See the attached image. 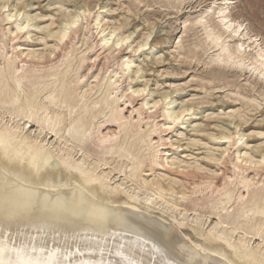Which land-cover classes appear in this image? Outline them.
<instances>
[{"label": "bare ground", "instance_id": "1", "mask_svg": "<svg viewBox=\"0 0 264 264\" xmlns=\"http://www.w3.org/2000/svg\"><path fill=\"white\" fill-rule=\"evenodd\" d=\"M159 1L161 3L162 0ZM182 1L183 0H167L165 5H172L173 7L176 4H181ZM18 2H20V0H18ZM234 2L233 0H211L207 2L204 9H202L194 19L192 18V23L197 25L201 23V21L203 22L202 19L204 18L205 20V16L209 13L213 14L214 18L212 19H216L215 23L212 22L211 24L210 20H208L203 24V42L215 51V53L211 54L209 57V63H223L226 64V66L236 65V68L237 66H245V68H248L249 72L256 73L258 77L262 76L264 78V59H262V57H264V46L257 41L256 37H252L249 34V31L243 26V23L232 17L231 10ZM162 5H164V3ZM197 5L200 4L198 3ZM209 6L213 7L210 8ZM5 7L6 5L3 3L1 8ZM89 9L92 10L91 8ZM89 9L78 8V12L65 13L67 15H63L64 22H60V24H58V22L57 25L55 24L56 27L58 26V29L53 32V36L55 37L54 44L51 42L53 45L45 52H41L38 55L30 48L31 50L25 52V55L22 57H26V59L27 57L33 58L35 56H38L37 59L51 57L59 43L63 40H68L67 34L71 27L77 23L86 12L92 14ZM12 13L19 16L23 14V11L18 8ZM12 13L7 12V14L5 13V17H2L6 20V22L2 21L3 24L10 25L15 23V30L8 31L12 34L15 33V36L22 34V37L25 33L28 35L27 30L25 32H19L17 28L22 27L24 23L31 25L29 23L30 19L25 17L21 22H17L18 18L14 21H9L8 16ZM98 14L99 13H97V15ZM98 19L96 16L95 21ZM100 22L102 21L100 20ZM110 22L112 23V21ZM116 23H118V21H116ZM97 24L99 26V31L97 30L99 34L98 41L101 45V48L98 50L103 49L105 46L112 45L116 48H120L134 34V32L132 34L122 33L118 36L115 34L118 29L117 27H108V24L105 22L101 25H99V22ZM184 26L186 28L188 27V25ZM40 27L42 28L41 25ZM45 28H43L44 31ZM31 31L30 34H32ZM6 35L8 34L6 33ZM115 35L118 37L114 40ZM148 36L143 39L140 38L141 40L138 42L136 41V45L131 48L132 52L136 53L143 50L148 45ZM235 37L237 38L235 39ZM23 38H25V36ZM12 39L14 38L12 37ZM20 42L14 44V47L12 46L15 51H18L17 49L20 47ZM180 42L182 43V41ZM12 44L13 43L10 45ZM83 44L86 43L83 41ZM81 46L83 47V45ZM85 46L86 45H84V47ZM2 48L4 49L5 46ZM69 49L71 50V47ZM250 49L252 51H249ZM12 50H10V52ZM1 53L0 141H2V143H0V239H3L5 234H7L14 238L18 245L20 242H26L28 244V249L21 257L22 259H27L29 254H31L32 258L39 257L42 260H50L51 264H130L131 261H135L136 264H167L169 261H171L172 264H264V186L258 184L259 186L257 185L256 188L251 187L253 183L250 182V179L252 178H250L249 175H244L242 172L244 167L241 168L242 164L239 165V163L244 161L245 165L248 164L245 170L252 172L254 169L251 170L250 167L253 166L255 168V166L260 165L261 162L264 161V154H261L257 158H253L254 156L247 152L244 147H236V152L233 150L236 154V157H234L236 160L233 163V167L229 165L231 170L233 168V174L229 172L233 176H236L235 178L238 179L237 184H239V186L242 184L244 188H242L243 194L240 195V188V194L238 193L239 195L237 197V194L234 196V186H232V182L235 180L229 176V180L231 178L233 179L231 185L227 188H225V186L221 193L219 189L223 186L217 188L219 191L218 193H220L218 197H216L217 199H214L215 201L211 203L209 211H202L203 208L201 212L198 210L201 205L199 204L200 206L197 208V204L194 202L196 199V197H194L197 194L196 192H194L195 195L192 193L195 199L193 198V201L190 200L192 201L190 204H186L187 198L185 199V204H183L179 202L180 200L177 201V198L173 197L174 195L171 196L170 194L169 196L167 193V191L171 193L176 191L182 196L185 193L191 194V191H193L191 185L193 183L190 184L189 181L183 177L184 175H190V171L192 170L189 171V168L187 170L189 173L182 172L178 174V176L184 178V180L166 177L165 174L158 172L152 174L150 178H148L149 176L144 178L143 175H141L143 171L155 172L166 170L168 168V164L167 168L165 167L166 163L170 165L176 164L175 158H168V153L170 151L165 145L171 130L167 129L166 131L164 130V133L161 132L163 137L156 136L158 130L162 126H165V122L162 124H150L146 120L144 122V118H140V116L137 115L140 110L144 109L145 105L147 106V103L144 102L145 100L143 101L144 97L139 98L141 101L140 106L135 107L132 105L133 96L141 92L143 93L147 84H145L146 86L143 88L135 89L132 87L135 90H132L130 93L124 90L117 94L119 85L117 81L119 79L114 78L116 75L118 76V72H113V74H103L100 80L98 79L95 86L89 85L84 88V85H78L80 82L79 76L76 75L74 79H71V73L75 72L82 62L85 61L83 59H76L74 57L67 62L64 61L65 63L63 62L62 68L55 69L53 65L54 68L52 71H42V69H40L43 73L37 75L35 72L36 70H33V66H31L32 70L22 69L24 63H26L24 60L19 59L21 65L18 64L19 60L13 58L12 55L8 56L6 52ZM21 53L19 52V54ZM67 53L68 52L65 54ZM81 53L79 55H81ZM59 54H63V52ZM36 57L33 60L34 62ZM54 57H56V55ZM194 57H196V55ZM132 58L130 59L127 57L123 59L118 68L122 69V71L130 69ZM53 59L54 58H52V60ZM28 60L30 61L31 59ZM36 62L34 64H36ZM46 62H48V60ZM52 62L53 61H51V63ZM27 63L26 65H28ZM54 64H57V62ZM223 64L221 65L222 67ZM47 66L49 67V65ZM34 67L37 69V66ZM239 69H241V67ZM115 70L118 69L115 68ZM218 71H220V69H218ZM217 73L219 74V72ZM99 74L101 73H98V75ZM242 74H244V72L239 75ZM93 76L97 78L95 72ZM128 78L130 79V77ZM216 78H213V80ZM213 80H211V82ZM235 80H237V78ZM236 84L234 83V86ZM230 85L232 87V84ZM128 89H130V87ZM226 89L228 88L226 87ZM165 94H161L159 99H152L154 101L148 108H155L160 101L164 100L166 107L164 108V112H162L163 118H160L161 116L159 115V121L170 120L165 126L166 128H170L173 124L183 123L185 116L191 114L190 111L192 108H190V106L186 107L181 105L176 110L171 109L172 107L170 105L174 99L172 100L171 97ZM238 95L236 96L238 97ZM124 96L127 97V100L123 99ZM134 97L136 99L137 96ZM246 99H248V96L245 98V101L248 102ZM262 99H264V97L261 98V100ZM125 104L126 107H131L130 110L127 108L129 110L128 114L123 113V105ZM253 106L255 107L256 105ZM257 107H259V105ZM249 108L252 107L249 106ZM127 109L125 110L127 111ZM150 109L148 111H150ZM134 111L137 113L136 116H131ZM232 111L230 112L233 114ZM240 118H242V116ZM142 123L147 127L146 130L143 129L144 125L142 126ZM111 127L114 130L113 133H111ZM158 133H160V131ZM234 136L237 141L233 144L236 146V144L243 139L242 134L238 131L234 133L229 131L227 133L223 132L218 138L229 141L232 140ZM154 137H158V140ZM195 143L198 144L197 142ZM194 145L195 144H191V146ZM199 145L202 144L199 143ZM169 147H171V145ZM224 152L225 149L220 153L218 152L219 155L216 158L218 161L224 158ZM195 164L198 165V163ZM144 167H147V169ZM178 168L177 170H179ZM197 169L199 170V168ZM195 172L194 170V173ZM197 172L196 174H198ZM208 173L210 174V172ZM210 175L212 176V173ZM259 175L260 173L258 177L261 176ZM197 176L199 178L200 174ZM221 177H224V175ZM202 178L201 176V182H203ZM225 178L227 177H224V180H226ZM213 179H215V176ZM255 181L257 184L258 180H256V178ZM210 182L213 183L214 180ZM227 182L230 183V181ZM259 183L261 184V182ZM202 184H204V182ZM202 184L201 186H203ZM209 187L212 186L210 185ZM202 193H200V195ZM183 198H185V196ZM208 198L210 199V197ZM210 201L212 202V200ZM205 205L207 206L208 204ZM205 205L203 202L202 206ZM211 215L216 217V219H213L214 221L210 220ZM185 226L190 227L193 233L196 232V236L202 237V241L193 240L190 236V238L187 237V233L181 234V228ZM33 245L37 249L44 248L45 251L42 254L39 252L30 253V249ZM5 258L7 259L8 256L6 255ZM11 258L17 259L15 254H11Z\"/></svg>", "mask_w": 264, "mask_h": 264}, {"label": "rangeland", "instance_id": "2", "mask_svg": "<svg viewBox=\"0 0 264 264\" xmlns=\"http://www.w3.org/2000/svg\"><path fill=\"white\" fill-rule=\"evenodd\" d=\"M183 1L181 2V4L179 3V4H176L175 6L172 7V5L171 6L165 5L167 0H162L161 3L159 0H20V2H18V0H16V2H15V0H7V1L0 0V17H1L0 18V29L2 30V32L0 30V49L5 46L4 49L3 48L1 49L0 54H2L1 52H3V53L6 52V54L8 56L12 55L13 58H15V59L17 58L16 60H19V59L24 60V62H26V63L28 61V63H27L28 65H26V63H24L25 66L23 65L22 69L25 68L24 70H32L31 66H33V70H36L35 72L37 73V75L42 74L43 73L42 71H45V70L46 71L47 70L52 71L54 67H55V69L62 68L63 67L62 64L64 61L67 62L69 59L71 60L74 57L76 59H83L85 61L82 62V64L79 66V68L75 72L71 73V79H74L76 75L79 76L80 82L78 83V85H80V86L84 85V88L88 87L89 85L95 86V84H97V82H98V79L100 80V78L103 76V74L108 75L110 73L113 74V72H118L117 73L118 76L116 75V77L114 78V79H119L117 81V83H119L117 94H119L121 91H124V90L127 91L128 93H130V92H132V90H135L136 88H143L146 86L145 84H147V86L145 87V90H144L145 92L143 91V93L141 92L139 94H135V95L133 94L134 96H137V97L135 99V97L133 96L134 99L132 100L133 101L132 105L137 107V106H140V103H141L139 98L144 97L143 101L145 100L144 102L147 103V106L146 105H145L146 107L144 106V109H143L144 111L140 110L141 113L139 112V114H137L134 111L135 113L133 112L131 116H133V115L136 116V114H137L140 116V118H144V122L146 120L150 124H155V123L162 124L165 122V126H166L167 125L166 123L170 122V120L159 121L160 118H163L162 112H164V108L166 107L164 100L160 101L155 108H152V109L148 108L150 106V104L156 98L159 99L160 95L165 94V92H166L165 95L171 97L172 100L174 99L172 101V104H173V106L174 105L175 106L173 107L171 104L170 105L172 107L171 109L176 110L181 105H184L186 107L190 106V108H192L190 111L192 116H191V114H189L190 116L186 115L185 119L183 120V123L173 124L170 126L171 129L166 128L165 126H162L158 130V132L160 131V133H158V132L156 133V136L163 137L161 132L164 133L167 129L171 130V133L168 135L169 139L167 138L165 145L168 147V149L170 151V152L168 151L169 152L168 158H171V157L175 158L176 164L170 165L169 163H166L165 164L166 168H167V164H168V168L167 169L165 168L166 170H159V171H155V172L152 171L153 173L151 171H149V172L143 171L141 173V175H143L144 178H146L148 176H149L148 178H150L152 176V174H155L158 172L161 174H165L166 177L168 176L170 178L183 179V180H184V178H186L190 184L193 183L191 185L193 191H191L190 195H189V193H185L186 195L184 194L182 196L179 193H177L176 191H174V193H176V194L167 191L168 195L169 196H170V194H171V196L174 195L173 197L177 198V201L180 200L179 202L183 203V204H185L186 200H187L186 204H190L193 201L192 199L194 197H196V199L194 198L195 199L194 202L197 204V208L201 205L200 206L201 209L199 208L198 210L201 211L204 208L202 211H209L211 203H213L215 201L214 199H217L216 197H218V195L221 193V191L223 192V189L225 186H226L225 188H227L231 185V181H233V179L235 180L234 182H232V186H234V196L237 194L236 195V197H237L240 193H241L240 195L243 194L244 188L242 187V184H240V186H239V184H237L238 179L235 178L236 176L232 175L233 174V168H232L233 163L236 160V159H234V157H236L235 148L236 147H244L247 152L251 153L254 156L253 158H257L261 154H264V99L261 100V98L264 97V80H263L264 78L262 76L258 77V75L256 73L249 72L248 68L247 67L245 68V66L244 67L243 66H237V68H236V65H233V66L227 65L226 66V64L222 63L223 64V67H222L221 63H220L221 65L219 63H214V62H213L214 64L209 63L208 59L211 56V54L215 53V51L213 48H209V46L203 42L204 41L203 24H204V22L206 23V21H208V20H210L211 24H212V22L215 23L216 19H212V18H214L213 14L209 13L207 15L208 17L205 16V20H204V18L202 19L203 22L201 21V23L197 24L198 26L200 25L199 27L192 22H193V19L202 11V9H204L207 2H209L211 0H183ZM233 1H235V2L232 5L233 6V8L231 10L232 11L231 12L232 17L236 18L238 21L243 23L244 24L243 26H245L247 28V30L249 31V34L252 37L253 36L256 37L257 41L260 44H262V46H264V0H233ZM3 3L6 5L7 8L10 9L9 12H11V13L14 12L15 9H18V8H20L23 11V14H24L23 16L21 14L19 16L18 15L16 16V19L18 18L17 22L23 21L25 17L30 19L29 23L31 25L29 26V30H27L28 35H27V33L24 34L25 38H23L24 36L21 37L22 34L15 36L11 32H9L10 30L11 31L15 30V27H14L15 23H12L14 25L10 24L11 26L6 25L5 23L3 24V22H6V20H4L3 18L7 14V12L2 10L4 8H1V5ZM163 3H164V5H162ZM198 3L200 5H197ZM77 4L80 6H78ZM13 5H15V6H13ZM65 8L66 9L68 8V9L66 10ZM78 8H80V9L91 8L93 11L90 9L89 10L92 12V14L93 13L94 14L92 15V14H88L86 12L85 15H83L81 17V19H79V21L71 27V29H73V30H71V29L69 30V32L67 34L68 40H63L62 41L63 43L60 42L57 49L55 50L54 53H55L56 57H54L55 56L54 53L51 55V57L49 56V57H44V58H40V59H37L38 56L37 57L35 56L36 57L35 62L37 61L36 64H34L35 62L33 61L35 57H33V58L27 57V59H26V57H22L25 55V52H27L28 50H31V49H32V51H34L36 53V55H38L41 52H45L46 50H48L51 47V45H53L55 42V37L53 36V32H55L54 30L58 29V26L56 27L57 23L58 22H59L58 24H60V22L63 23L64 22V16L69 14V13H72V12L73 13L78 12L79 11ZM65 13H67V14H65ZM97 13H99L101 16L99 14L97 15ZM1 15H3V16H1ZM27 15H29L30 17ZM96 16H97V19L99 18L97 21H95ZM209 16H211V17H209ZM31 17H33V18H31ZM100 20L102 22H100ZM110 21H112V23ZM116 21H118V23H116ZM98 22H99V25L104 24V22H105L108 24L107 25L108 27H112V26L117 27L118 29H117L115 34L118 36L121 35L122 33H125V34L131 33L132 34L134 32V34L120 48L119 47L116 48L114 45H112V46H105L103 49L98 50L99 48H101L100 42L98 41V39H99V36H98L99 35L98 34L99 26L97 24ZM85 23L87 24L88 27L86 26ZM40 25L42 26V28L40 27ZM184 25H188V27H187L188 29ZM31 26H33V27H31ZM38 26L40 29L38 28ZM4 27H5V29H4ZM43 28H45V31L43 30ZM51 30H52V32H51ZM30 31L32 34H30ZM128 31H130V32H128ZM183 31H185V32H183ZM5 32L8 35H6ZM3 33H5V34H3ZM10 34H11V36H10ZM83 34H84V36H83ZM38 35H40V36H38ZM116 35H115L116 38L114 37V40L117 39V37H118ZM73 36H76V37H73ZM146 36L149 37L148 38V45L141 51H138L136 53L132 52L131 48L134 47L138 41H140L141 39H143ZM12 37L14 39H12ZM10 38H11L12 42L10 41ZM236 38L237 37H235V39ZM65 39H67V38H65ZM200 39H202V40H200ZM69 40H70V42H69ZM83 41L86 44H83ZM180 41H182V43ZM17 42H20L21 48L18 47V49H17L18 51H15L13 47L15 46L14 44H16ZM11 43H13V44L10 45ZM69 43H71V44H69ZM230 43H232V42H230ZM46 45H50V46H46ZM81 45H83V47ZM84 45H86V46L84 47ZM70 47H71V50L69 49ZM194 47H197V48H194ZM206 48H208V49H206ZM10 50H12V51L10 52ZM41 50H43V51H41ZM89 50H93V51H89ZM65 51L68 52L67 53L68 56H67V54H65L66 53ZM249 51H252V50L250 49ZM12 52L13 53L15 52V53L13 54ZM17 52H18V54H17ZM19 52L20 53L22 52V53L19 54ZM62 52H63V54H59ZM202 52H204V53H202ZM80 53H81V55H79ZM209 53H210V55H209ZM17 55H18V57H17ZM60 55L65 56V57H62ZM195 55H196V57H194ZM109 57H111V58H109ZM124 57L125 58L129 57L130 59L132 57L133 58H132V64L130 65V69L122 71V69L118 68V66L120 65L121 61L123 59H125ZM52 58H54V59L52 60ZM0 59H1V55H0ZM28 59H31V60L29 61ZM20 60H19L18 64H21ZM47 60H48V62H46ZM0 61L2 62V60H0ZM51 61H53V62L51 63ZM1 62H0V64H1ZM30 62L32 65L30 64ZM56 62H57V64H54ZM134 63L136 66L134 65ZM40 64H41V66H40ZM47 65H49V67ZM53 65H54V67H53ZM55 65H57V66L62 65V66L57 67ZM26 66H28V67H26ZM34 66H37V69ZM224 66L227 68H225ZM234 66H235V69H234ZM238 67L239 68L241 67V69L243 68L244 70L242 69V71H241V69H239ZM115 68L118 70H115ZM40 69H42V71ZM218 69H220V71H218ZM238 70H240V71H238ZM94 72L96 73L97 78H95V76H93ZM217 72H219V74ZM239 72L240 73L244 72V74L239 75L240 74ZM90 73H92V74H90ZM98 73H101V74H99L100 76L98 75ZM251 73H252V76H251ZM80 74L83 75L84 77L81 76ZM216 76H217V78H216ZM119 77L121 78V80ZM128 77H130V79ZM90 78L91 79L93 78L92 81ZM213 78H216V79L213 80ZM218 78H219V80H218ZM228 78L231 80H229ZM236 78H237V80H235ZM260 78H261V81H260ZM210 79L213 81L211 82ZM94 80H97V81H94ZM92 82H94V83H92ZM236 82H237V84H236ZM83 83H85V84H83ZM234 83L236 84L235 86H234ZM225 84H226V86H225ZM230 84H232V87ZM127 87L128 88L130 87V89H128ZM132 87H134L135 89ZM226 87L228 89H226ZM233 87H234V89H233ZM240 87L242 90L240 89ZM126 88H127V90H126ZM146 89H148V90H146ZM230 89H232V90H230ZM162 92H164V93H162ZM238 92L241 94H239ZM262 92H263V94H262ZM172 93H173V95H172ZM236 95H238V97L240 96L239 97L240 99ZM173 96H174V98H173ZM247 96H248V99H246V100H248V102L245 101V98H247ZM253 97H255V98H253ZM236 98H238V99H236ZM123 99L127 100V97L124 96ZM152 99H154V100H152ZM240 100H242V101H240ZM253 101H255V102H253ZM242 102H244V103H242ZM121 103H122V101H121ZM253 105H256V106L254 107ZM258 105H259V107H257ZM123 106H124L123 113L128 114L129 113L128 111L130 110L131 107H129V108L126 107V104ZM249 106H251L252 108H249ZM246 108H247V110H246ZM125 109H127V111ZM149 109H150V111H148ZM231 109L234 111H232ZM145 110L148 112H146ZM252 110H254V111H252ZM230 111H232L233 114ZM236 111H237V113H236ZM127 114H125V115H127ZM159 115L161 116L160 118H159ZM234 115H235V117H234ZM241 116H242V118H240ZM247 118H248V120H247ZM156 121H158V122H156ZM186 122H187V124H186ZM141 125L142 126L144 125L143 129H145V130L147 129V127L145 126L144 123H142ZM193 126H195V127H193ZM215 126H216V128H215ZM196 127H197V129H196ZM113 131L114 130L111 127V133H113ZM228 131L233 132V133L238 131L240 134H242L243 139H241L240 142H238L235 146L234 144L237 141L236 135H235L236 137L234 136L232 138V140H229V141L218 138V137H220L221 133H223V132L227 133ZM198 132H200V133H198ZM204 134H208L209 136L204 135ZM211 135H213V136H211ZM154 138L156 140H158V137L157 138L154 137ZM190 141H191V143H190ZM192 141H193V143H192ZM194 141L197 142L198 144H196ZM241 141H243V142H241ZM161 143H162V141H161ZM199 143L202 145H199ZM203 143H205V144H203ZM226 143H229V144H226ZM231 143H232V145H231ZM242 143H245V144H242ZM191 144L192 145L195 144V145L191 146ZM170 145H171V147H169ZM204 145H206V146H204ZM221 145H223V146H221ZM254 146H255V148H254ZM225 147H227V148H225ZM256 148H258V149H256ZM224 149H225L224 156H223L224 158H222L220 161H218L216 158L218 157L219 153L221 151H223ZM169 154L170 155L172 154V155L170 156ZM175 155H177V156H175ZM211 156L214 158H212ZM184 160H185V162H184ZM227 161H229V162H227ZM165 162H166V159H165ZM195 163H198V165ZM192 164L195 166H193ZM241 164H242L241 168L244 167V170H242L243 174L249 175V177L253 179V180L250 179V182L253 183V185L250 183L251 187L256 188L258 184L260 186H262V185L264 186V182H263L264 181V178H263L264 177V165H263L264 163H261L260 165L255 166V168L257 170L253 166H252L253 168L250 167L251 170L254 169V171L252 170V172H248V170H245V167H246V165L248 167V164L245 165L244 161L239 163V165H241ZM175 165L176 166L179 165L178 167H180V168L176 167ZM181 165H183V166H181ZM217 165H219V166H217ZM223 165H224V167H223ZM229 165L232 166L231 167L232 170L229 168L230 167ZM196 166H197V168H199L200 171L196 168ZM261 166H263V167H261ZM177 168L179 170H177ZM188 168H189V171L192 170L193 172L190 171L189 176L184 175L183 176L184 178H182V177L180 178V176H178V174L182 173V172H188L187 171ZM224 168H225V170H224ZM145 169H147V167ZM173 169H174V171H173ZM213 169H214V171H213ZM180 170H183V171H180ZM194 170L196 172L199 171V172H197L198 174H200L199 178L197 176L198 174H196V172L194 173ZM236 170H238V169H236ZM244 171H245V173H244ZM262 171H263V173H262ZM147 172H148V174H147ZM206 172L207 173L210 172V174L212 173V176L209 173L207 174ZM259 173L261 175V176L259 175L261 178L258 177ZM203 174H205V175H203ZM222 175H224V177H227V178H225L226 180H224V177H221ZM250 175H252V176H250ZM201 176L204 178V179L202 178V180H203L205 185L202 184L203 182H201ZM208 176L212 179H210ZM214 176H215L216 180L213 179ZM229 176L232 177L233 179L231 178L232 180L231 179L229 180L228 179ZM255 178H256V180H258L257 184L255 181ZM204 180H207V181H204ZM212 180H214L213 183L210 182ZM236 180H237V182H236ZM227 181H230V183ZM259 182H261V184ZM201 184L203 186H201ZM219 184H221V185H219ZM210 185L213 188L209 187ZM213 185H215V186H213ZM254 185H255V187H254ZM198 186L199 187L201 186L200 189ZM220 186H223V187L220 188ZM196 187H198V188L195 189ZM217 188L221 189V190L219 189L220 193H218L219 191ZM239 189H240V193H239ZM198 190H199V192H198ZM212 191H213V193L215 192L214 193L215 195L212 193ZM194 192L197 193L196 194L197 196L195 195ZM192 193H194L195 196ZM200 193H202V194L200 195ZM216 193H218V194H216ZM210 194H212L215 197H213ZM175 195H177V196H175ZM202 195H204V196H202ZM179 196H181V197H179ZM184 196H185V198H183ZM188 196H189V200H188ZM202 197L205 198L206 200L203 199ZM208 197H210V199ZM180 198H182L183 200ZM190 200H192V201H190ZM196 200H198V201H196ZM199 200H201L202 202ZM210 200H212V202ZM197 202H199V203H197ZM203 202H204V205L205 204H208V205L202 206ZM205 208L208 210H206ZM210 217H211L210 220H212V221H214L213 219H216L215 216L211 215ZM195 233H193V231L190 229V227L185 226L184 228L183 227L181 228V234H186L187 237L190 236L191 239H193V240L202 241V239H201L202 237L196 236L197 234H195ZM183 236L186 237L185 235H183Z\"/></svg>", "mask_w": 264, "mask_h": 264}, {"label": "snow or ice", "instance_id": "3", "mask_svg": "<svg viewBox=\"0 0 264 264\" xmlns=\"http://www.w3.org/2000/svg\"><path fill=\"white\" fill-rule=\"evenodd\" d=\"M210 8L213 6H209ZM5 12H9V8L3 9ZM23 15V14H21ZM9 21L16 20L15 13H12L8 16ZM29 24L24 23L22 27L17 28V31L24 32L29 29ZM15 34V33H14ZM264 59V57H262ZM2 143V141H0ZM261 163H264L262 161ZM28 249V244L26 242H20V244H17V241L5 234L3 239H0V264H51L50 260H42L39 257L32 258L31 254H29V257L27 259H22L21 257L24 255L25 251ZM45 251L44 248L37 249L34 245L30 249V253H37L39 252L42 254ZM58 251V250H57ZM11 254H15L17 259H12ZM8 256L6 259L5 256ZM51 255V254H50ZM130 264H136L135 261H131ZM167 264H172L171 261L167 262Z\"/></svg>", "mask_w": 264, "mask_h": 264}]
</instances>
